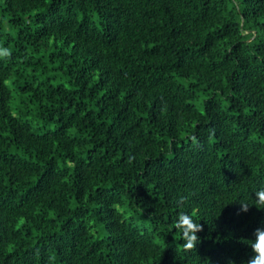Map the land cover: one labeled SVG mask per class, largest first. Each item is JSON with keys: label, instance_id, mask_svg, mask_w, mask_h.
Here are the masks:
<instances>
[{"label": "trees", "instance_id": "trees-1", "mask_svg": "<svg viewBox=\"0 0 264 264\" xmlns=\"http://www.w3.org/2000/svg\"><path fill=\"white\" fill-rule=\"evenodd\" d=\"M0 264H264V0H0Z\"/></svg>", "mask_w": 264, "mask_h": 264}]
</instances>
